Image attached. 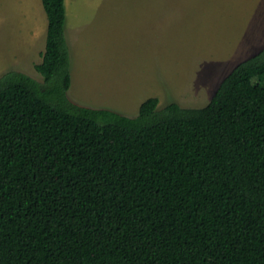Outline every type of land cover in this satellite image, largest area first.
<instances>
[{
	"label": "trees",
	"instance_id": "1",
	"mask_svg": "<svg viewBox=\"0 0 264 264\" xmlns=\"http://www.w3.org/2000/svg\"><path fill=\"white\" fill-rule=\"evenodd\" d=\"M43 82L0 76V264H264V45L208 103L71 102L65 0Z\"/></svg>",
	"mask_w": 264,
	"mask_h": 264
},
{
	"label": "rangeland",
	"instance_id": "2",
	"mask_svg": "<svg viewBox=\"0 0 264 264\" xmlns=\"http://www.w3.org/2000/svg\"><path fill=\"white\" fill-rule=\"evenodd\" d=\"M65 8L68 99L128 117L154 96L157 110L206 105L264 45V0H65ZM46 27L41 0H0V76L15 70L43 82L34 65Z\"/></svg>",
	"mask_w": 264,
	"mask_h": 264
},
{
	"label": "crops",
	"instance_id": "3",
	"mask_svg": "<svg viewBox=\"0 0 264 264\" xmlns=\"http://www.w3.org/2000/svg\"><path fill=\"white\" fill-rule=\"evenodd\" d=\"M42 2V1H41ZM44 9V8H43ZM66 9V8H65ZM41 26H40V24L39 25H37V29L38 28H40ZM256 32H257V37L255 38V40L259 37L258 35H259V30H258V28H256ZM247 39V38H246ZM244 37H242L240 40H239V42L235 45V46H237V47H235V48H237V49H242V48H239L240 46H242V44H243V42L246 40ZM254 40V41H255ZM258 45V43L255 45V46H257ZM250 47V46H249ZM247 49V48H246ZM234 55H238V53L237 54H233V56ZM249 56V55H248ZM248 56H246L245 58H247ZM239 57V56H238ZM244 58V59H245ZM243 59H241V61H242Z\"/></svg>",
	"mask_w": 264,
	"mask_h": 264
}]
</instances>
